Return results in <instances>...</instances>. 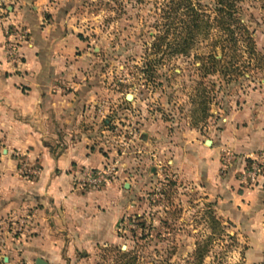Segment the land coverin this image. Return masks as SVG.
I'll return each instance as SVG.
<instances>
[{
	"label": "rangeland",
	"instance_id": "374dc122",
	"mask_svg": "<svg viewBox=\"0 0 264 264\" xmlns=\"http://www.w3.org/2000/svg\"><path fill=\"white\" fill-rule=\"evenodd\" d=\"M239 6L241 22L264 56V0H246ZM8 7L18 9L17 14L13 15ZM159 8L161 0L2 1L6 24L3 31L14 36L12 42L18 44L22 60V49L27 44L15 34L27 31L30 42L32 14L36 22L61 21L69 34L83 43V49L72 55L80 70L75 79L94 91L92 104L97 120L80 129L89 135L92 146L101 148L106 161L100 168L76 171L73 189L79 193L99 192L119 183L116 199L108 196L121 214L114 242L109 243L107 235H101L102 243L87 239L85 245L76 246L64 241V235H45V242L64 244L62 251L42 254L47 264H115L114 249L131 252L138 264H247L242 238L230 222L218 217L215 205L199 189L178 176L174 151L166 149L163 141L177 142L179 135L190 130L222 131L227 118L236 121L235 114L252 94L264 91V75L250 69L245 78L230 84L217 74L202 76L196 69L198 58L219 51V45L216 49L213 45L225 40L214 29L200 37L189 56L159 60L160 56L149 50L163 24ZM248 63L254 66L245 55L238 64ZM74 83L70 80L62 86L71 90ZM128 95L132 100L126 99ZM201 102L207 103V115ZM149 130L157 140L156 146L142 143ZM52 145L57 154L67 141ZM2 148L7 149L0 146V158L13 160L21 179L39 176L40 158H30L28 151L2 153ZM228 157L227 169L241 162L237 178L240 187L254 188L263 182L264 176L258 183L252 182L248 174L253 166L250 157L241 160L231 150L222 152V170ZM97 169L109 172V183L100 188L86 182L88 174ZM125 182L132 184L131 189L128 186L123 190ZM30 211L33 208L26 207L24 213L0 220V264H35L41 259L28 247L34 223V212Z\"/></svg>",
	"mask_w": 264,
	"mask_h": 264
},
{
	"label": "crops",
	"instance_id": "0c3cea01",
	"mask_svg": "<svg viewBox=\"0 0 264 264\" xmlns=\"http://www.w3.org/2000/svg\"><path fill=\"white\" fill-rule=\"evenodd\" d=\"M2 1L0 146L7 147L2 148V153L28 151L30 158H40L41 168L37 178L24 180L18 176L13 160L8 156L0 158V220L22 214L26 207L33 208L32 242L28 247L41 259H45L42 254L46 252L62 251L64 245L45 242L42 237L49 234H59V238L64 235V241L76 246L85 245L87 239L102 243L101 235H107L112 243L121 214L108 196L116 199L119 183L86 193L75 191L72 184L76 171L100 168L106 161L101 148L92 146L89 135L80 129L97 120L92 104L94 91L75 79L80 70L72 55L83 49V43L70 35L61 21L36 22L32 14L31 39L22 49L23 64H7ZM8 10L13 15L18 11L13 7ZM70 80L76 82L71 90L62 86ZM54 83H59V87L54 88ZM235 115L236 121L227 118L222 131L190 130L179 135L177 142H163L167 143L166 149L174 151L178 176L199 189L215 205L218 217L230 222L242 238L246 263L264 264V178L257 187L245 189L237 180L241 162L222 170L223 151L231 150L244 160L264 149V91L252 94ZM150 131L142 140L147 147L157 142ZM56 141H67V145L54 154L52 144ZM122 185L126 190L127 183ZM128 186L131 189L132 184Z\"/></svg>",
	"mask_w": 264,
	"mask_h": 264
},
{
	"label": "trees",
	"instance_id": "16d2710c",
	"mask_svg": "<svg viewBox=\"0 0 264 264\" xmlns=\"http://www.w3.org/2000/svg\"><path fill=\"white\" fill-rule=\"evenodd\" d=\"M246 0H161L158 35L149 49L152 55L160 56L159 60L171 56H189L200 42V37L209 35L214 29L221 33L225 40L219 44V51L206 58H198L196 69L202 76H221L227 84L240 77L245 78L251 70L264 75V56L257 49L251 33L241 22L239 4ZM250 1V0H248ZM254 1V0H251ZM211 12V15H207ZM213 15V16H212ZM246 55L254 62L252 68L248 64L238 63ZM227 60V63L224 61ZM206 114V102H201ZM207 115V114H206ZM110 252V251H108ZM115 255V264H138L137 256L131 252L118 249L111 251ZM202 258V253H198Z\"/></svg>",
	"mask_w": 264,
	"mask_h": 264
},
{
	"label": "built area",
	"instance_id": "2783aa9c",
	"mask_svg": "<svg viewBox=\"0 0 264 264\" xmlns=\"http://www.w3.org/2000/svg\"><path fill=\"white\" fill-rule=\"evenodd\" d=\"M12 36L11 34L8 35V33H5V41H4V48L6 53V62L7 64L13 66V67H20L23 64L22 56L19 53V47L15 45L12 42ZM18 38L22 44H28V32H16L15 38ZM250 159L252 161V167L248 171V174L251 176L252 182L258 183V179H260L262 176H264V149L259 153L255 155H251ZM230 158L228 157L224 161V169H227V166L229 163ZM109 172L107 170H93L91 173L87 176V184L89 186L94 187H102L109 183L108 181Z\"/></svg>",
	"mask_w": 264,
	"mask_h": 264
},
{
	"label": "water",
	"instance_id": "95a60500",
	"mask_svg": "<svg viewBox=\"0 0 264 264\" xmlns=\"http://www.w3.org/2000/svg\"><path fill=\"white\" fill-rule=\"evenodd\" d=\"M126 99L127 100H132V96L128 95L126 97ZM126 188H128V185L126 186ZM35 264H47V263L44 260H42V259H37L36 262H35Z\"/></svg>",
	"mask_w": 264,
	"mask_h": 264
}]
</instances>
